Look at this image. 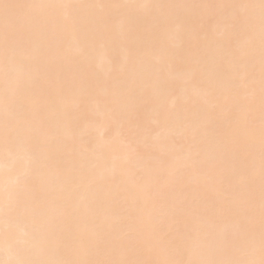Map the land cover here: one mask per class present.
<instances>
[{"label":"snow or ice","instance_id":"snow-or-ice-1","mask_svg":"<svg viewBox=\"0 0 264 264\" xmlns=\"http://www.w3.org/2000/svg\"><path fill=\"white\" fill-rule=\"evenodd\" d=\"M0 264H264V0H0Z\"/></svg>","mask_w":264,"mask_h":264},{"label":"bare ground","instance_id":"bare-ground-1","mask_svg":"<svg viewBox=\"0 0 264 264\" xmlns=\"http://www.w3.org/2000/svg\"><path fill=\"white\" fill-rule=\"evenodd\" d=\"M76 2L81 3H92V2H100V0H76ZM103 2H167V3H206V2H214V0H103ZM176 41L173 39L169 40L170 46H175ZM188 48L190 51L195 54L203 47V42L198 40L195 34H191L189 37ZM121 60L123 61V53H121ZM98 67L96 69L97 72L103 73L104 69V58L103 56H98L96 61ZM102 91V89L98 90Z\"/></svg>","mask_w":264,"mask_h":264}]
</instances>
